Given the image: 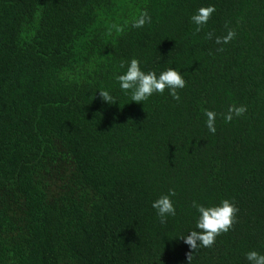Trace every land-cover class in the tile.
Returning <instances> with one entry per match:
<instances>
[{
  "label": "trees",
  "instance_id": "trees-1",
  "mask_svg": "<svg viewBox=\"0 0 264 264\" xmlns=\"http://www.w3.org/2000/svg\"><path fill=\"white\" fill-rule=\"evenodd\" d=\"M133 58L178 71L180 100L132 102L116 77ZM233 105L246 111L229 122ZM169 190L161 224L152 204ZM0 191V264H188L193 202L225 199L235 223L192 264L264 254V0H0Z\"/></svg>",
  "mask_w": 264,
  "mask_h": 264
},
{
  "label": "clouds",
  "instance_id": "clouds-1",
  "mask_svg": "<svg viewBox=\"0 0 264 264\" xmlns=\"http://www.w3.org/2000/svg\"><path fill=\"white\" fill-rule=\"evenodd\" d=\"M215 12L214 6L201 7L198 9L197 13L191 17L192 22L197 25L196 31L199 32L202 26L206 25L212 14ZM151 22V17L147 12H142L138 19H136L132 26L135 28H141L146 23ZM118 32L123 31L119 26L113 25ZM228 28V25H225ZM235 31L228 29L227 34L223 37H216L215 43L227 44L232 39L235 38ZM213 33H208L207 38L212 39ZM218 51H223V48H219ZM125 65L122 62L121 67ZM120 88L124 92L131 91V100L135 103H141L146 101L154 93L163 94L165 89L169 90V95L172 96L174 100L179 101L180 96L177 89H183L185 87V80L182 75L169 68L157 74L154 71H149L145 73L140 68L139 60L133 58L127 64L126 72L122 75L116 77ZM99 95L102 101L108 104H114V98L110 95L108 91H99ZM246 111V107L235 105L229 108L228 114L226 115V120L229 122L232 119V115L239 117L243 115ZM204 114L207 117L206 126L210 133L215 134V117L216 113L208 109L204 110ZM174 190H169L166 195L160 196L152 204L153 209L156 210L158 217L160 218V223H166V218L168 216H175L176 209L170 197L175 196ZM196 208L199 213V217L196 223V228L199 231H191L187 236L181 237L185 244H187L191 251L187 254L188 264H192L193 255L199 247L209 248L212 247L216 242V237L222 233H227L232 225L235 223L236 214L238 208L234 203L229 200H223L219 205L206 207L204 205L196 204L193 202L192 205ZM246 259L249 264H264V254H260L256 251H249L246 253Z\"/></svg>",
  "mask_w": 264,
  "mask_h": 264
},
{
  "label": "rangeland",
  "instance_id": "rangeland-1",
  "mask_svg": "<svg viewBox=\"0 0 264 264\" xmlns=\"http://www.w3.org/2000/svg\"><path fill=\"white\" fill-rule=\"evenodd\" d=\"M2 199V205L5 207L6 211L9 214L14 215V217H17L19 215L20 207L18 201L13 198V195L10 192H4Z\"/></svg>",
  "mask_w": 264,
  "mask_h": 264
}]
</instances>
